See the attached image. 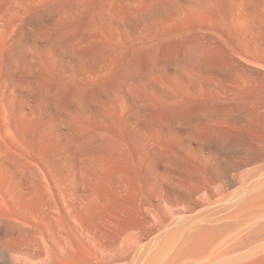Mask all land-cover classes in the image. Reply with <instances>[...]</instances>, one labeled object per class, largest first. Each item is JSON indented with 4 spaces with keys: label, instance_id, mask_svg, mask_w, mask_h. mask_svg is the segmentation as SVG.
<instances>
[{
    "label": "bare ground",
    "instance_id": "6f19581e",
    "mask_svg": "<svg viewBox=\"0 0 264 264\" xmlns=\"http://www.w3.org/2000/svg\"><path fill=\"white\" fill-rule=\"evenodd\" d=\"M0 264H264V0H0Z\"/></svg>",
    "mask_w": 264,
    "mask_h": 264
}]
</instances>
